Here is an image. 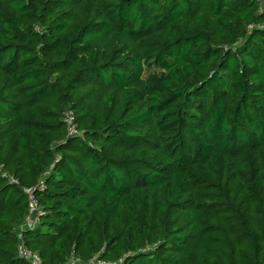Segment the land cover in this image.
I'll list each match as a JSON object with an SVG mask.
<instances>
[{
    "label": "trees",
    "instance_id": "trees-1",
    "mask_svg": "<svg viewBox=\"0 0 264 264\" xmlns=\"http://www.w3.org/2000/svg\"><path fill=\"white\" fill-rule=\"evenodd\" d=\"M23 188L41 264H264L258 3L0 0V264Z\"/></svg>",
    "mask_w": 264,
    "mask_h": 264
},
{
    "label": "built area",
    "instance_id": "built-area-1",
    "mask_svg": "<svg viewBox=\"0 0 264 264\" xmlns=\"http://www.w3.org/2000/svg\"><path fill=\"white\" fill-rule=\"evenodd\" d=\"M259 5V11L264 12V0H253ZM65 120L68 125V132L69 134H76L77 130L73 122V116L70 113H67L65 116ZM4 175V173H2ZM10 181L16 182V179L13 177H9ZM43 180H40L39 187L40 189H43ZM23 190L27 193L28 195V201H29V213L25 217L24 221L18 225V227L15 229V235L17 237V242H16V248L19 257L24 259L27 264H41V258L40 256L35 252L31 251L30 249L27 248V246L24 244L22 240V235L21 231L26 228L34 227L39 220V215L42 213L41 210L38 209V204L37 201L33 197L32 189H26L23 188ZM91 264H111L109 262L103 261V260H96V261H91Z\"/></svg>",
    "mask_w": 264,
    "mask_h": 264
}]
</instances>
